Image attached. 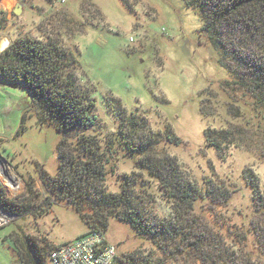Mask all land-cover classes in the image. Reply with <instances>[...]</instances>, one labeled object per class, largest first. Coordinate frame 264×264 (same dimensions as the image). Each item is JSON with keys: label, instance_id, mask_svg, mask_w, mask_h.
I'll return each instance as SVG.
<instances>
[{"label": "rangeland", "instance_id": "obj_1", "mask_svg": "<svg viewBox=\"0 0 264 264\" xmlns=\"http://www.w3.org/2000/svg\"><path fill=\"white\" fill-rule=\"evenodd\" d=\"M3 1L8 7L0 6V11L8 23L0 32V50L25 34L52 37L72 50L79 61L77 85L94 99V112L104 132L117 131L116 114L124 122L130 113H138L150 130L163 134L156 147L158 157L163 153L173 157L183 176L203 191L208 179L227 186L231 198L228 204L214 207L219 219L210 224L222 231L227 245L238 253L242 252L239 246L252 251V264H264L256 236L250 233L245 245L237 244L233 232L247 229L254 218L264 224V215L254 214V190L245 178V171L251 172L264 197V118L250 98L225 87L231 76L217 62L218 51L201 33L197 9L184 0H128L129 7L122 0ZM17 5L19 14L14 11ZM4 38L7 41L2 45ZM2 83L0 156L19 183L8 188L0 176V191L29 207L0 226V264L24 261L30 252L28 236L34 237L50 264L49 253L57 243L90 228L65 200L48 205L40 172L43 168L54 176L58 171L57 145L62 133L56 123L39 125L28 91L20 84ZM24 113L26 128L19 130ZM208 127L241 128L244 135L221 156L206 141ZM170 131L180 138L179 144L165 139ZM116 150L118 158L112 161L113 170L105 180L108 190L119 191L123 173L132 174L137 178L141 205L157 218L171 215L170 202L157 179L135 163L137 155L121 146ZM28 183L33 190L28 191ZM209 205L207 198L200 199L196 210L209 214ZM105 235L116 245L120 258L136 253L140 258L167 256V264H199L191 255H163L148 237L115 217L110 218Z\"/></svg>", "mask_w": 264, "mask_h": 264}, {"label": "trees", "instance_id": "obj_2", "mask_svg": "<svg viewBox=\"0 0 264 264\" xmlns=\"http://www.w3.org/2000/svg\"><path fill=\"white\" fill-rule=\"evenodd\" d=\"M122 1L129 7L128 0ZM184 2L199 12L200 31L218 51L217 62L231 76L225 87L250 98L251 105L264 118V0ZM7 23L8 19L0 11V32ZM78 63L76 54L52 37L20 35L0 50V82L22 85L31 97L37 123L43 126L55 122L62 133L57 145V174L49 175L43 168L40 172L43 187L48 192V205L65 200L76 209L90 230L105 232L110 218L115 217L148 237L163 255H191L199 264H252V251L247 252L239 246L238 250L242 252L238 253L231 244L227 245L222 231L210 224L216 223L218 218L214 207L228 204L231 190L208 179L203 191L197 183L183 176L173 157L167 153L158 157L156 147L163 140V134L150 130L138 113H130L124 122L120 121V113L116 114L117 131L104 132L94 112V99L77 85ZM26 119L24 113L19 130L26 128ZM170 132L165 139L179 144L180 138ZM242 132L241 128L208 127L205 136L208 145L224 156L228 146L243 138ZM72 135L73 139H70ZM118 146L132 156L137 155V166L147 168L151 177L157 179L158 187L170 202L171 215L157 218L141 205V194L136 191L137 178L132 174L123 173L119 191L108 190L105 180L113 170L112 161L118 158ZM245 178L254 190V214L263 216L264 197L259 191L258 180L247 170ZM27 189L33 190L30 183ZM204 198L210 202L209 214L206 210L201 213L196 210L197 201ZM0 204L14 214L29 207V204L26 207L19 205L3 190L0 191ZM250 225L247 229L233 231L238 238L236 243L245 245L251 233L256 236L258 249L264 256V241H261L264 240V224L254 218ZM27 239L30 252L24 264H48L45 252L34 237ZM166 258H140L136 253H130L123 258L117 255V263L167 264Z\"/></svg>", "mask_w": 264, "mask_h": 264}, {"label": "built area", "instance_id": "obj_3", "mask_svg": "<svg viewBox=\"0 0 264 264\" xmlns=\"http://www.w3.org/2000/svg\"><path fill=\"white\" fill-rule=\"evenodd\" d=\"M10 214V217H0V226L15 216ZM117 255L116 245L106 237L105 232L92 229L58 244L50 251L48 260L50 264H118Z\"/></svg>", "mask_w": 264, "mask_h": 264}, {"label": "bare ground", "instance_id": "obj_4", "mask_svg": "<svg viewBox=\"0 0 264 264\" xmlns=\"http://www.w3.org/2000/svg\"><path fill=\"white\" fill-rule=\"evenodd\" d=\"M0 6L8 7V3L1 0ZM6 41H7L6 38H4L2 45H5ZM0 176L2 177L4 184H6L8 186V188H9V186L12 188H15L16 185L19 183L17 176L15 175V173L13 172V170L11 169L9 164L5 160H3L2 158H0ZM3 215L6 217L11 216V214L9 212L5 211L0 206V217Z\"/></svg>", "mask_w": 264, "mask_h": 264}, {"label": "crops", "instance_id": "obj_5", "mask_svg": "<svg viewBox=\"0 0 264 264\" xmlns=\"http://www.w3.org/2000/svg\"><path fill=\"white\" fill-rule=\"evenodd\" d=\"M0 84H1V82H0ZM2 84H6V83H2ZM85 232H86V231H85ZM85 232H82V233L76 235L74 238H76L77 236H79V235H81V234H83V233H85ZM71 239H73V238H70V239H68V240H71ZM62 242H63V241H62ZM60 243H61V242L57 243V245L60 244ZM12 252H13V250H12ZM18 261H19L18 264H24V261H21V260H18Z\"/></svg>", "mask_w": 264, "mask_h": 264}, {"label": "water", "instance_id": "obj_6", "mask_svg": "<svg viewBox=\"0 0 264 264\" xmlns=\"http://www.w3.org/2000/svg\"><path fill=\"white\" fill-rule=\"evenodd\" d=\"M14 11H15V13L19 14L20 11H21V7H20L19 5H17ZM6 46H7V45H5V47H6ZM0 158H2V157L0 156Z\"/></svg>", "mask_w": 264, "mask_h": 264}]
</instances>
